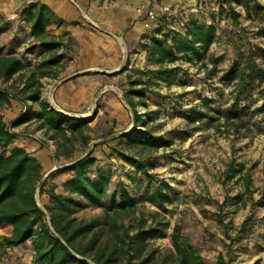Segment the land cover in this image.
Here are the masks:
<instances>
[{
    "label": "rangeland",
    "instance_id": "374dc122",
    "mask_svg": "<svg viewBox=\"0 0 264 264\" xmlns=\"http://www.w3.org/2000/svg\"><path fill=\"white\" fill-rule=\"evenodd\" d=\"M230 1L234 9L240 13L239 27L231 24L227 0H175L169 12L164 11L166 6L162 12L169 16L171 22L194 15L203 22L216 25L219 40L210 53L222 58L217 68H227L238 55V51L247 52L250 48L260 62L262 59L260 55L264 53V35L258 31L264 24L255 13L247 14L241 8L239 2L242 0ZM256 1L264 6V0ZM250 2L253 4V0ZM81 13L85 15V12ZM5 22L9 23V27L13 24L10 18L9 21L3 18L0 24L3 25ZM100 28L107 30L102 26ZM182 28L181 26L180 30ZM233 31L237 32L238 37L232 35ZM4 33L0 34L1 54L10 53L18 56L29 70L42 68L41 64L47 56L39 55L37 41L32 40L24 44V36L14 38ZM34 43L36 45H33ZM31 49L34 53L29 52ZM68 49L74 50L70 46ZM61 52L62 49L58 55H62L59 54ZM70 55L73 56L72 53ZM111 59L112 56L104 50L99 51L95 57L87 52L69 71L67 70L69 60L62 61L52 68V74L57 75L58 79L49 81L41 79L44 83L41 96L56 109L57 105L66 110L85 107L75 114L68 112L86 121L90 128L87 132L90 138L88 145H82L79 140L75 141L73 159L87 155L97 146L98 150L110 155L109 157L98 154L97 165L111 171L115 185L122 181L124 187L133 190V194L138 197L141 189L130 183L129 175L139 176V173L113 155L110 146L119 147L128 154L148 162L150 173L155 176V180L171 186L175 190L176 198L172 204L165 205V209L141 202L130 211L110 213V216L117 220L119 230L117 235L109 234L107 227L104 226L102 244L109 247L114 243L122 245L120 241L122 238L132 245L130 237L139 229H147L150 226L163 228L162 236L147 240L140 259L134 261L140 262L153 253L148 264H158L161 257L171 251L170 234L177 227L182 234L190 238L191 243L200 250L208 264H218L220 255L224 264L230 259L232 263L227 264H251L256 260L264 264V122L261 121L264 113L254 115L250 123H247V127L241 128L238 132L229 126L220 125L218 128L214 125L208 126L206 121L190 123L185 111L199 106L200 97L215 96L218 92L226 93L227 88L220 82L222 72L208 77L205 67L179 61L176 66H181L188 72V75L183 77L187 84L181 85L176 81L174 85L167 87L150 75L142 73L156 68L149 61L147 54L130 53L129 56L125 53L124 57L123 55L121 57L120 68L105 70L111 66L109 62ZM84 64L94 65L98 69L85 72L89 75L70 79L58 88L57 83L60 79L75 71L76 73L83 71L78 69ZM262 64L264 66V59ZM181 75L182 73L179 78H182ZM28 76L29 71H24L22 75L15 76L7 83L0 80V86L9 87L10 84H14L13 89L20 90ZM97 80L100 83H96ZM135 80H142L149 90L159 94L156 96L146 93L144 98L146 108L137 103L139 101L136 97L133 98L136 110L144 121L138 129L145 128L154 136H162L170 140L171 145L145 148L129 146L126 139H120L134 130L132 110L124 102L125 91ZM93 82L95 85H91ZM258 97V93L253 96L254 99ZM26 105L36 110V105L31 102H27ZM263 105L264 97L258 98L251 110L263 108ZM20 111V105L8 111L6 113L8 122ZM37 126L38 122L31 120L16 127L14 132L18 134V140L25 139L23 146L41 162L44 176L52 170L54 176L48 181L60 190L62 183L69 176V173L61 171L67 161L63 158L59 160L53 158L56 143L49 139L50 133L38 130ZM101 143L105 144L100 147ZM236 169H241V173L234 172ZM227 171L229 177L226 176ZM242 175H249L250 178V189L247 192L244 180L241 179ZM142 185H148L145 177L142 179ZM239 194L242 195L241 201L232 199ZM218 215L223 218L222 223L217 220ZM75 217L84 221L95 219L102 222L105 214L102 209L90 206L79 211ZM10 233L11 227H0V237ZM31 256L30 243H27L17 250L10 251L4 264H30Z\"/></svg>",
    "mask_w": 264,
    "mask_h": 264
},
{
    "label": "trees",
    "instance_id": "16d2710c",
    "mask_svg": "<svg viewBox=\"0 0 264 264\" xmlns=\"http://www.w3.org/2000/svg\"><path fill=\"white\" fill-rule=\"evenodd\" d=\"M227 2L231 24L239 27L240 13L234 9L230 0ZM239 3L247 14L255 13L264 24V6L256 0H253V4L250 0H242ZM52 15L48 6L36 2L28 4L21 12V20L29 25V37L39 42L41 51L47 56L40 70H29L18 56L1 54L0 51V80L3 83L22 75L24 71H29V76L20 90H14V84L9 87L0 86V227H11L9 235L0 237V264L5 263L10 251L17 250L27 243H30L32 251L30 264H89L86 259L94 264H148L153 253L140 262L134 261L140 259L147 240L162 236L163 228L150 226L147 229H139L130 237L134 246L121 238L122 245L114 243L109 247L102 244L103 227H107L109 234L117 235L118 222L110 213L130 211L141 202L165 209V205L174 202L175 190L168 184L155 180V176L150 173L148 162L128 154L119 147L110 146L113 155L139 173V176L129 175L130 183L141 189L138 197L133 194V190L125 188L122 181L115 185L111 171L97 165L98 154L110 157L103 150H98L97 146L87 155L73 159L76 140L82 145H88V123L53 108L41 96V79H57L58 76L52 74V68L58 66L63 57L58 55L63 43L55 38L47 39L46 29L51 25ZM180 19H185L182 30L167 28V33L162 34L164 28L160 27L156 30L157 35L154 34L149 39L144 49L149 61L156 68L142 73L170 87L176 81L181 85L187 84L183 77L188 75V72L181 66H176L179 61L205 67L208 77L222 72L220 82L227 88L226 93L218 92L215 96L200 97V105L186 110V117L190 123L206 121L208 126H229L236 132L247 127L254 115L264 113V107L251 110L258 98L264 97V53L260 55L262 59L259 62L251 48L247 52L238 51V55L227 68L219 69L217 65L222 61L221 56L210 53L219 40L216 25L203 22L194 15ZM162 21L165 27L168 24L180 23L179 20ZM8 29L9 23L0 24V34ZM258 32L264 35V25ZM232 35L238 37L235 31ZM181 73L182 78H179ZM137 86L139 88H136ZM146 93L159 95L149 90L142 80L132 81L130 88L125 91L126 103L133 113L134 130L120 139H126L129 146H169L170 140L154 136L145 128L138 129L144 121L136 110L133 98L136 97L139 101L137 103L146 108ZM255 93L259 94L256 99L253 98ZM27 102L36 105V110L27 107ZM17 104L21 106V111L8 122L6 113L13 110ZM31 120L38 122V130L51 134L49 139L56 143L53 158H63L67 161L61 171L69 173V176L62 183L60 190L48 181L54 176L53 173L46 177L38 190V184L45 174L43 166L29 151L15 144L18 134L14 129ZM261 121L264 122V116ZM103 144L105 143L99 146L102 147ZM241 171L234 170L237 173ZM228 173L229 171L226 172L227 177ZM144 177L148 181L147 186L142 185ZM241 179L244 180L245 191H249V175H242ZM232 199L241 201L242 195H236ZM90 206L103 210L105 218L102 222L95 219L84 221L75 217L79 211ZM217 217L222 223L223 218L220 215ZM170 239L171 251L161 257L158 264H208L200 250L179 228H174ZM229 262L232 263V260ZM218 264H224L221 255ZM251 264H260V260Z\"/></svg>",
    "mask_w": 264,
    "mask_h": 264
},
{
    "label": "crops",
    "instance_id": "0c3cea01",
    "mask_svg": "<svg viewBox=\"0 0 264 264\" xmlns=\"http://www.w3.org/2000/svg\"><path fill=\"white\" fill-rule=\"evenodd\" d=\"M32 2L44 4L52 11L51 25L46 29L47 39L55 38L63 43L62 52L59 53L63 56L60 63L68 59L70 63L67 68L68 71L78 63L84 53L88 52L95 57L99 51L103 50L112 56L109 61L111 66L105 68V70L120 68L122 66L121 57L122 55L124 57L125 53L129 56L130 53L146 54L145 49H143L145 47L144 44L146 45L149 42L152 35H157V29L163 27L162 34H166L167 28L179 30L185 23V19H179L180 23H175L174 26L171 24L166 27L165 25L163 26L164 22L162 20H168L169 16L163 13L162 10L165 6H172L175 0H0V23L3 18L9 21L12 13L18 14V20H12V26L4 34H9L14 38L24 36V44L34 41V39L29 37V25L21 20L22 10ZM75 4L85 12L86 17L82 15ZM142 7L153 9L157 14V18L148 20L145 11L140 14L137 13L136 9ZM96 26H102L120 36L123 44L115 41L114 38L99 30ZM37 44L36 48L39 49V55H43L39 42ZM33 45L36 44L34 43ZM68 45L74 50L68 49ZM29 52L34 53L33 49L29 50ZM71 53L73 56L70 55ZM93 69L96 71L95 69L98 68L94 65L87 66V64H84L78 70L90 72ZM82 75L89 74L83 73L78 76ZM44 79L49 81L53 78L45 77ZM96 83L100 82L97 80ZM91 85H95V82L91 83ZM58 88L54 92L53 99ZM57 107L67 112L70 111L72 114L85 108L66 110L59 105ZM24 142H26L25 139H19L15 144L26 149L23 146ZM26 150L29 151L28 149Z\"/></svg>",
    "mask_w": 264,
    "mask_h": 264
},
{
    "label": "water",
    "instance_id": "95a60500",
    "mask_svg": "<svg viewBox=\"0 0 264 264\" xmlns=\"http://www.w3.org/2000/svg\"><path fill=\"white\" fill-rule=\"evenodd\" d=\"M71 1H72V0H71ZM73 3H74V2H73ZM75 5H76V4H75ZM76 6H77V8H78L81 12L83 11L78 5H76ZM83 12H84V11H83ZM84 17H86V14L84 15ZM96 27H97L99 30L103 31L104 33L110 35L112 38L118 40L121 44H123V40H122V38H121L120 36H118V35H116V34L110 32V31L102 30L99 26H96ZM85 72H86V70L81 71V72H77V73H73V74H70V75H67V76H65L64 78H62V79H60V80L58 81L57 86H60V85H62L64 82L70 80L71 78L76 77V76H78V75H80V74H83V73H85ZM124 104L126 105V102H124ZM51 106H52V105H51ZM52 107H53V106H52ZM57 110H59L60 112H62V113H64V114L72 115V114H70V113H68L67 111H64V110H62V109H58V108H57ZM75 116H77V115H75ZM51 172H52V170H51L50 172H48V173L44 176V178L42 179V181L38 184V190H39L40 187L42 186V184H43L44 180L46 179V177L48 176V174H50ZM37 198L39 199V196H38V195H37ZM86 261H87L89 264H94L93 262H91V261L88 260V259H86Z\"/></svg>",
    "mask_w": 264,
    "mask_h": 264
},
{
    "label": "built area",
    "instance_id": "2783aa9c",
    "mask_svg": "<svg viewBox=\"0 0 264 264\" xmlns=\"http://www.w3.org/2000/svg\"><path fill=\"white\" fill-rule=\"evenodd\" d=\"M144 11L146 12V18L148 20H155L157 18V14L155 13V11L153 9L149 8V7H142V8L136 9V12L139 13V14L144 12ZM164 11L165 12H169L170 11V6H166L164 8ZM17 18H18V14L17 13H12L10 15V19L11 20H16ZM146 26H147V24H146Z\"/></svg>",
    "mask_w": 264,
    "mask_h": 264
}]
</instances>
